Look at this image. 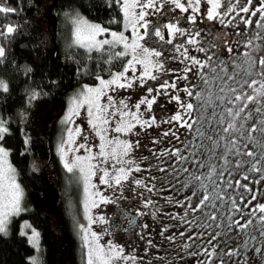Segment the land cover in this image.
<instances>
[{"label": "snow or ice", "instance_id": "1", "mask_svg": "<svg viewBox=\"0 0 264 264\" xmlns=\"http://www.w3.org/2000/svg\"><path fill=\"white\" fill-rule=\"evenodd\" d=\"M9 3L0 0L5 19L22 11ZM104 4L117 13L109 25L121 30L79 17L73 21L74 43L106 55L105 67L130 58L120 71L108 70L107 78L96 75L95 86L84 84L71 98L58 145L64 168L83 181L87 226L77 223V228L85 264H149L146 256L153 249L158 264H188L186 257L191 264H250L249 247L259 256L257 264H264V244H252L257 235L264 240V0ZM19 30V25L0 24V63ZM137 89L144 95L133 102ZM8 90L0 81V91ZM120 92L126 95L118 97ZM39 98L33 92L26 100L30 105ZM169 104L175 105L170 114ZM78 118L85 123H77ZM10 125L0 116L3 236L9 235L11 218L25 211L24 192L4 146ZM161 126L167 130L151 137L149 130ZM21 132L27 148L30 137ZM142 136L149 139L142 143ZM145 216L158 221V235L172 245L169 252L154 243L149 224L142 222ZM117 232L145 241V255L126 252L111 238ZM237 232L240 242L229 245L224 236L231 239ZM19 235L39 249L41 234L27 221ZM103 236L110 238L101 244Z\"/></svg>", "mask_w": 264, "mask_h": 264}, {"label": "trees", "instance_id": "2", "mask_svg": "<svg viewBox=\"0 0 264 264\" xmlns=\"http://www.w3.org/2000/svg\"><path fill=\"white\" fill-rule=\"evenodd\" d=\"M9 6L22 11L7 19L0 15V24L20 29L0 63V81L9 87L7 93L0 91V116L11 121L4 146L24 192L25 211L11 218L9 235H0V264H32L30 258L36 264H85L77 228L83 220L81 180L77 172H67L53 151L59 123L55 109L64 106L75 87L108 75V70L118 71L127 58L105 67L106 55L102 58L71 42L70 17L76 13L112 29L121 25H109L117 13L109 11L104 0H10ZM27 68L32 71L26 75ZM33 92L40 98L29 105L26 98ZM21 129L30 137L27 148ZM24 221L41 234L38 250L19 235Z\"/></svg>", "mask_w": 264, "mask_h": 264}, {"label": "rangeland", "instance_id": "3", "mask_svg": "<svg viewBox=\"0 0 264 264\" xmlns=\"http://www.w3.org/2000/svg\"><path fill=\"white\" fill-rule=\"evenodd\" d=\"M79 17H83V16L75 13L74 15H72L70 17V37H71V42L72 43H74V39H75V37H74L75 24L73 23V21L75 19L79 18ZM83 18H85V17H83ZM85 19H87L89 22H92V23H98V22H96L94 20H91V19H88V18H85ZM157 19H158V21L160 23H163V17H159ZM66 21L68 22L67 17H66ZM113 30L120 31L121 29H113ZM125 34L126 35H129L130 34V30H129V32H126ZM151 46H153V47H159V44L158 43H152ZM120 49L122 50V47H120ZM128 58H130V57H127L126 60ZM172 67H177V65L173 64ZM121 68L118 71H120ZM114 72H116V71H114ZM104 77L107 78L108 75H104ZM97 83L98 82L95 80L94 82H91V83H86L85 82V83H82V84L78 85L77 87H75L73 89V91H70L66 95V99H65V103H64V106L63 107L58 106V105L56 106L55 111H56V114H59L58 115L59 116V123H58V126H57L58 129L57 130L56 129L54 130L55 131L54 133H56L55 134L56 136L53 137V140H52V143H53L52 144V148H53V151H54L55 155L58 157V159H59V161L61 162L62 165H63V161L60 158V154L58 152V145H59V143L61 141V137L64 135V133L66 131V127L67 126L65 124H63L62 121H63V119H64V117H65V115L67 113V108L70 105L71 98L74 95H76L79 91L82 90V86L84 84H88L90 86H95ZM150 83H152V82H150ZM124 95H126L124 92H120V93L117 94L118 97H122ZM142 95H144L143 89H137L135 92L132 93V101L135 102ZM181 95H183V94H181ZM166 107L168 109V114H170L172 111L175 110V105L174 104L166 105ZM156 115H157L158 118L160 117L161 113H160L159 110H156ZM77 123L84 124L85 121L82 118H78L77 119ZM60 128H62V130ZM165 130H167V126H161V128H159V129H150L149 130L150 136L151 137H159L160 136V133L162 131H165ZM89 139H90V142H93V138L92 137H89ZM148 139H149L148 137H143L142 136V143L145 142V141H147ZM166 146H168V145H161V147H166ZM250 147L256 148V145L253 144V145H250ZM143 154L146 155L147 153L145 152ZM71 155L72 154L70 153L69 154V158L70 159H71ZM8 160H9L11 166L14 168V166L12 165L9 157H8ZM242 172H243V170H241V174H242ZM234 174H235V170H234ZM252 175H255V174H252ZM78 176L80 178V174L79 173H78ZM15 178H16V182L20 185V183L17 180L16 171H15ZM80 180H81V178H80ZM93 183H98L97 178H93ZM262 199H264V198H262ZM83 201H84V191H83V181L81 180V208H82L83 220L80 223H83V224H85V226H87V219H86L85 210L83 208ZM161 203H162V201H161ZM221 207H222L221 215H223V206H221ZM112 211H113L112 206H108V214L109 215L112 214ZM145 211H147V210H145ZM141 219H142V222H145V223H148L149 224V226H150V232H151V238L153 239L154 243H156L158 247L163 246L161 248V251L162 252H166V253L169 252L172 249V245L167 244L158 235V233H159L158 221L157 220H154L151 216H145V217H143ZM28 224H30V223L28 222ZM30 225L32 227H34L32 224H30ZM258 226H259V222L257 221V223H256L257 230H258ZM93 230L99 232V225H94L93 226ZM145 231H149V230H145ZM253 234L254 235H257V232H254ZM241 235L242 234H240L238 232L237 233H233V234H231V239H229L228 236L225 235L224 236V240H227V242H228L229 245H231L233 242L239 243L240 241H239L238 237L241 236ZM109 238L110 237H108V236H103L102 239L100 240V243L101 244L105 243V241L108 240ZM111 238H113L116 242H118L120 244H123L125 246V248H126V252L133 253V254H135L138 257L145 255V253H144L143 250L147 247L146 242L145 241H141L132 232H129V233L117 232ZM244 238L246 239L247 237H244ZM90 239H91V237H90ZM146 239H147V237H146ZM259 243L264 244V240H262L257 235V239L254 240L252 242V244H253V246L259 247L260 246ZM245 251L248 254V258L250 260V264H257V262L259 260V256H258V254L254 253L252 251V247H249ZM173 255H174V253H173ZM146 259L149 261V264H158V261L155 260V249H153V250H151V251H149L147 253ZM185 259L188 261V264H191L192 258L186 257Z\"/></svg>", "mask_w": 264, "mask_h": 264}, {"label": "water", "instance_id": "4", "mask_svg": "<svg viewBox=\"0 0 264 264\" xmlns=\"http://www.w3.org/2000/svg\"><path fill=\"white\" fill-rule=\"evenodd\" d=\"M49 145H50V140H49Z\"/></svg>", "mask_w": 264, "mask_h": 264}, {"label": "flooded vegetation", "instance_id": "5", "mask_svg": "<svg viewBox=\"0 0 264 264\" xmlns=\"http://www.w3.org/2000/svg\"><path fill=\"white\" fill-rule=\"evenodd\" d=\"M259 245H261V243H259Z\"/></svg>", "mask_w": 264, "mask_h": 264}]
</instances>
